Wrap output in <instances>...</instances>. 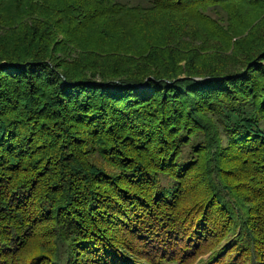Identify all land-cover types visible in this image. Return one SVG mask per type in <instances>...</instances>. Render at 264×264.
Segmentation results:
<instances>
[{
  "label": "trees",
  "instance_id": "1",
  "mask_svg": "<svg viewBox=\"0 0 264 264\" xmlns=\"http://www.w3.org/2000/svg\"><path fill=\"white\" fill-rule=\"evenodd\" d=\"M207 252L264 264V0H0V264Z\"/></svg>",
  "mask_w": 264,
  "mask_h": 264
},
{
  "label": "rangeland",
  "instance_id": "2",
  "mask_svg": "<svg viewBox=\"0 0 264 264\" xmlns=\"http://www.w3.org/2000/svg\"><path fill=\"white\" fill-rule=\"evenodd\" d=\"M117 2H125V4H131V5H133V4H140V5H143V6H145V5H147L148 4V1L149 0H116ZM211 14V13H210ZM224 14V13H223ZM216 15V14H215ZM222 17H224V15H222ZM226 19V18H225ZM224 21V20H223ZM246 35V34H245ZM107 50H111V52L112 53H110V57H116V56H118V55H116L115 56V54H116V52H114L113 51V49L112 48H110V47H108V49H106V50H102V51H100L99 52V54H98V56H101V55H104L105 54V52L107 51ZM105 56V55H104ZM104 56H101V57H104ZM139 88V87H138ZM31 243H32V241H31ZM228 245V242L227 243H224L223 244V246H227ZM218 249H219V247H218ZM215 259H212L211 258V252H207L206 254H204L203 256H201V257H199V259H197L196 261H194L192 264H202V263H204V264H212L213 263V261H214ZM204 261V262H203ZM133 263H135V262H133ZM132 263V264H133ZM166 264H173V263H166ZM175 264V263H174Z\"/></svg>",
  "mask_w": 264,
  "mask_h": 264
}]
</instances>
